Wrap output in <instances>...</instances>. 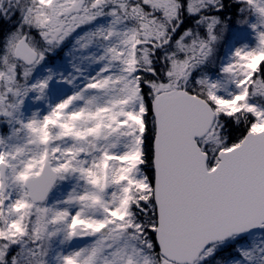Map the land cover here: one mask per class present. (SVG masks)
Masks as SVG:
<instances>
[{
	"label": "snow or ice",
	"instance_id": "obj_1",
	"mask_svg": "<svg viewBox=\"0 0 264 264\" xmlns=\"http://www.w3.org/2000/svg\"><path fill=\"white\" fill-rule=\"evenodd\" d=\"M0 264H264V0H0Z\"/></svg>",
	"mask_w": 264,
	"mask_h": 264
}]
</instances>
